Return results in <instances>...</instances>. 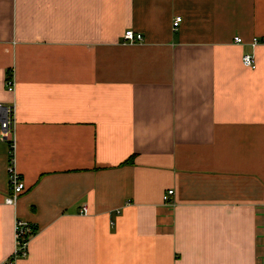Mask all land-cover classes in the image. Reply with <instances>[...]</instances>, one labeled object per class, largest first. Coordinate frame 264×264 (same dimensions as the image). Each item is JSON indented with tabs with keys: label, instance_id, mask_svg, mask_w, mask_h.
I'll list each match as a JSON object with an SVG mask.
<instances>
[{
	"label": "crops",
	"instance_id": "0c3cea01",
	"mask_svg": "<svg viewBox=\"0 0 264 264\" xmlns=\"http://www.w3.org/2000/svg\"><path fill=\"white\" fill-rule=\"evenodd\" d=\"M13 101L0 264L17 219L37 232L12 264H264V0H0Z\"/></svg>",
	"mask_w": 264,
	"mask_h": 264
},
{
	"label": "built area",
	"instance_id": "2783aa9c",
	"mask_svg": "<svg viewBox=\"0 0 264 264\" xmlns=\"http://www.w3.org/2000/svg\"><path fill=\"white\" fill-rule=\"evenodd\" d=\"M182 23L181 17H176L173 23L174 30H177ZM144 42L142 34L135 33L129 30L125 33L123 43L125 45H135ZM235 43L241 44L240 37L235 38ZM260 41L255 38L252 45L256 46ZM243 64L247 68L255 69L256 61L251 55L243 57ZM7 91L15 93V83L12 76H9L6 81ZM16 126H17V104L15 101L10 103L0 102V142L7 143L10 147L11 161L8 167L9 187L8 195L5 199V204L8 206H17L20 197L23 195L26 184L23 177L17 172L15 167V148H16ZM175 191L169 190L164 197L166 203H171L170 198L174 196ZM81 213L87 215L88 209L82 208ZM15 248L10 264L18 259L26 258L29 255V246L32 238L35 236L37 230L35 226L27 221L17 219L14 226Z\"/></svg>",
	"mask_w": 264,
	"mask_h": 264
},
{
	"label": "trees",
	"instance_id": "16d2710c",
	"mask_svg": "<svg viewBox=\"0 0 264 264\" xmlns=\"http://www.w3.org/2000/svg\"><path fill=\"white\" fill-rule=\"evenodd\" d=\"M9 76H11L10 73H9Z\"/></svg>",
	"mask_w": 264,
	"mask_h": 264
}]
</instances>
